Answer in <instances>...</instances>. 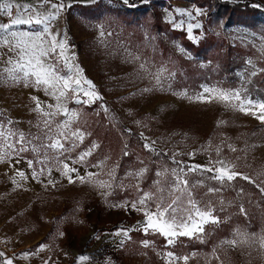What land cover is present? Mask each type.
<instances>
[{
  "label": "rangeland",
  "instance_id": "rangeland-1",
  "mask_svg": "<svg viewBox=\"0 0 264 264\" xmlns=\"http://www.w3.org/2000/svg\"><path fill=\"white\" fill-rule=\"evenodd\" d=\"M250 1L261 6L259 14L248 17L250 20L247 22L228 25L226 17L219 15L215 11L214 2L209 0H148L147 7H142L148 12L141 14L138 19L129 12L135 7L124 5L121 0H97L96 3H89L88 0H65L66 3H71L72 7L65 10L61 19L55 23V29L66 32L69 53L75 57L74 63L83 69V75L94 83L103 97L102 101L91 105L106 106L111 110V119H118L126 130L131 129V132L137 133L139 137L140 133H143L149 138V142H157L155 147L158 150L169 155L173 152L182 153L177 159L189 165L207 164L210 159L216 158L215 149L220 146L223 148L221 155L227 161L235 163L238 171L251 176L259 183L264 180V175L258 177V173H264V125L253 116L225 108L216 101L203 103L183 98L181 92L187 90L188 95L194 97L200 93L202 85L224 88L234 86L205 83L192 86L193 83L189 82L188 78L189 73L193 72L189 69L194 64L183 67L182 59L193 60L194 57L179 38L168 35L170 31H177L189 39L186 25L196 22L177 15L175 9L193 12L196 8L203 9L206 15L197 18L202 28L194 29L193 35L197 36V40L191 41L198 43L204 36L215 35L221 40H227L231 46L249 48L245 64L236 72L239 80L235 81V87H240L242 80L238 73L251 68L246 61L251 59L257 69L264 68V53L261 51L264 45V40L261 39V36H264V0ZM169 13L172 15L169 16ZM173 17L176 21L184 20L185 28L174 27L173 23L169 22ZM0 19L7 20V17ZM98 25L102 27L98 28ZM157 25H160V28ZM21 27L39 30L38 27ZM101 30L113 35L105 36L101 42ZM146 34L155 37L151 44L145 39ZM121 46L138 51L156 66L166 65L175 73L171 80L172 89L141 94L140 90L149 86V81L139 78L134 72L135 66L124 61L119 54ZM178 47L186 50V54L178 51ZM207 63L201 61L200 65ZM253 80L254 77L247 85L249 92L253 97L262 99V94L258 95L251 89ZM32 95L48 100L42 92L31 88L0 84V108L12 119L20 121L17 126L25 131L29 128L27 121H35V115L30 112V108L34 107L30 100ZM69 107L80 111L77 126L87 132L83 125L88 121V113L83 112L80 105L69 103ZM136 121L140 123L137 124ZM222 121L226 123H220ZM86 139L77 151L92 142L100 144V140L86 143ZM222 142L230 143L238 150L244 151L233 153ZM114 144L106 147L104 153H95L96 150L88 157V164L77 167L80 168L81 175H86L87 172L100 173L98 178L101 180H108L107 171L115 168L117 177L123 180L125 188L129 189L130 181L125 173L134 169L130 163L123 166L119 161L113 160L117 154V143ZM191 152H195L192 157L187 155ZM237 156L240 157L239 160L236 159ZM99 161H104L102 167H90ZM15 167L24 169L26 174L29 171L23 162ZM14 171L9 163H0V240L6 241L0 243V250L8 255L19 256L25 251L35 249L41 243H46L49 248L40 255L44 258L51 257L50 264H74V259L80 254L109 256L111 264H164L157 253L171 249L159 247L153 239L146 238L154 241L149 248L128 254L124 244L130 239L112 235L121 225L130 228L144 219L142 213L130 207L112 206L136 200L138 193L131 195L130 192L115 190L112 195L104 197L101 195L103 190L78 181L69 184L56 171H53L52 177H48L59 181L55 187L45 186L32 180L30 176L27 181H21V187H17L10 179ZM193 178L198 177L193 175ZM43 179L44 177H41V180ZM136 183V180H131L133 187ZM152 184L145 190L151 189ZM208 184L214 185L213 181H208ZM200 190L199 193H202ZM223 197L230 201L229 196L223 194ZM59 232H63L64 236H59ZM97 234L99 239H95ZM230 235L221 241L231 238L232 233ZM121 239H124V243L118 247L117 243ZM221 241L209 246L198 241L200 248L178 249L176 252L181 255L196 253L188 264H219L210 254ZM217 255L223 264H264V251H261L258 245H240L237 249L224 245L217 249ZM16 264H43V261L30 258L19 260Z\"/></svg>",
  "mask_w": 264,
  "mask_h": 264
},
{
  "label": "snow or ice",
  "instance_id": "snow-or-ice-1",
  "mask_svg": "<svg viewBox=\"0 0 264 264\" xmlns=\"http://www.w3.org/2000/svg\"><path fill=\"white\" fill-rule=\"evenodd\" d=\"M88 2L96 3L97 0H88ZM121 2L129 7H136L134 4H129V0H121ZM143 2L148 3V0ZM71 7L72 4L66 3L65 0H0V17H7V20L0 19V84L31 88L42 92L48 98V100H42L36 95L30 97L34 104L30 112L35 115V121H27L29 125L27 131L17 126L20 121L6 116L4 111L0 110V163H9L15 169L10 179L17 187H21V181H27L29 176L45 186L55 187L59 181L48 177H52L53 171H56L69 184L77 181L81 184H90L103 190L101 195L107 197L115 190H126L123 180L117 177L115 168L107 171L108 180H101L98 178L100 173L87 172L86 175H81L80 168L77 167V165L88 164V157H91L100 145L92 142L77 151L90 133L77 126L80 111L70 108L69 103L82 107L102 101L103 97L94 83L83 75V69L74 63L75 57L74 54L69 53L66 32L62 33L55 29V23L61 19L65 10ZM251 7L261 6L253 4ZM174 11L179 16L196 21L186 25L188 38L196 41L197 36L193 35V31L202 28L197 18L206 15V12L200 8L194 9V12L187 9ZM169 22L176 28H185L184 20L176 21L173 17ZM21 26L38 27L39 30L24 29ZM112 35L113 33H106L103 30L99 32L101 42L105 36ZM145 39L151 44L155 37L146 34ZM261 39L264 40V36H261ZM121 49L119 54L126 63L135 66V74L149 81V86L140 90L141 94L172 89L171 80L175 73L166 65L156 66L141 53L127 46H121ZM178 51L186 54L183 48L178 47ZM261 51L264 53V45ZM246 64L251 68L238 73L242 80L240 87L202 85L200 93L194 97L189 96L187 90L180 95L203 103L216 101L223 104L225 108L251 115L264 125V99L253 97L247 87L251 78L257 76L259 72H264V68L257 69L251 59L246 61ZM173 94L176 93L173 92ZM100 108L107 116L109 109L104 105H100ZM136 123L139 124L140 121ZM126 131L131 132V129ZM140 138L145 141L143 144L145 150L157 157H169L174 166H162L156 170V179L153 180L152 188L149 190L140 187V181L148 172L147 166L125 173L130 181L129 187H133L131 180L137 181L134 187L138 198L125 201L123 205L112 206L130 207L142 213L144 219L130 228L121 225L112 234L116 237L130 239L129 232L141 231L145 235L158 234L163 237L165 248H175L178 243H182L180 240L182 237L197 240L203 244L211 235L210 231H206L205 226L218 227L227 219H222L215 214L225 211L227 206L233 203L223 197V192L232 188L236 192L237 199H243L247 195L242 187H234L235 181L240 179L255 185L264 196V180L257 183L251 176L238 171L235 163L227 161L221 155L223 148L220 146L215 149L216 158L210 159L207 164L189 165L177 159L182 153L173 152L169 155L155 147L157 143L155 140L149 142V138L143 133H140ZM225 146L233 153L244 151V149L238 150L230 143H225ZM25 154H30L31 158ZM123 155H130L127 145ZM187 155L192 157L195 152L187 153ZM236 159L239 160L240 157L237 156ZM22 162L29 170L27 174L24 169L15 167ZM140 163L143 165V161ZM103 165L104 161H99L97 164H91L90 167L97 168ZM193 175L198 178H193ZM261 175L264 173H258V177ZM41 177L44 179L41 180ZM208 181H213L215 184L209 185ZM199 189H204L202 195ZM213 197L216 199L214 200ZM238 207L240 213L247 216L243 203H240ZM59 236L63 237L64 233L59 232ZM99 238L97 234L95 239ZM0 243H6V241L0 240ZM123 243L124 239H121L117 246H122ZM153 243L154 241L147 239L141 241L144 248H149ZM224 245L232 249H237L240 245H258L259 249L264 251V233H249L243 229H235L231 238L222 240L212 249L210 255L219 264H223V261L217 255V249ZM48 248V244L41 243L35 249L25 251L19 256L8 255L0 250V264H16L19 260L30 258H39L43 264H50L51 257L44 258L40 255ZM157 254L161 256L164 264H188V261L196 255V253L181 255L173 250ZM74 264H111V257L80 254L74 259Z\"/></svg>",
  "mask_w": 264,
  "mask_h": 264
},
{
  "label": "trees",
  "instance_id": "trees-1",
  "mask_svg": "<svg viewBox=\"0 0 264 264\" xmlns=\"http://www.w3.org/2000/svg\"><path fill=\"white\" fill-rule=\"evenodd\" d=\"M209 1L214 2L215 11L219 15H224L226 17L228 25L247 22L250 20L248 17L258 15L261 11L260 7H251L253 4L250 0H243V2L232 0ZM129 4L136 5V7L130 9L129 12L137 19L141 14L148 12L145 8L142 9L144 6L147 7L146 3H143V0H132ZM157 27L160 28V25H157ZM168 35L173 38H179L186 50L197 60L182 59L183 67L194 64L192 65L193 69H189L193 72L189 73L190 78H188L189 82L191 81V83H193L192 86L196 87L201 83L236 86L235 81L239 80L236 72L240 66L245 64L248 47L231 46L227 40H221L215 35L204 36L198 43L185 38L182 33L177 31H170ZM201 61H206L208 63L200 65ZM184 71H186V69ZM178 75L180 76V74ZM250 85L251 89L255 90L258 95L262 94V99H264V72L258 73ZM0 110H2V108H0ZM82 110L88 113V121L85 126L83 125L84 129L90 133L86 139V143H91L93 140H100V147L95 153H104L106 147L110 144L117 143V154L114 156L113 160L119 161L123 166L130 163L133 169L147 166L148 172L145 173L140 184L142 189L145 190L149 188L153 180L156 179L155 171L160 167L174 166L169 157H157L145 150L143 148L144 143L137 133L126 131V128L115 117L111 119L110 109L107 116L100 107H95L94 105H84L82 106ZM4 113L8 116L6 112ZM125 145H127V150L130 153L128 156L123 155ZM25 155L31 158L30 154ZM140 161H143V165H141ZM213 183L215 184V182ZM234 187H242L247 195L243 199H237L236 192L233 191L232 188L223 192V194L229 196V200L233 201V203L227 206L225 211L215 213L222 219L227 218L224 223H221L218 227L212 225L205 226L206 231L211 232V235L207 237L206 243L208 246L216 241H221V239L225 237H230V234L237 228L243 229L249 233H264V196L260 194L255 185L244 180L238 179L235 181ZM122 192H130L131 195L134 193L137 194L135 187H130ZM200 192L203 193L201 190ZM202 193L200 194L202 195ZM240 203H243L247 211V216L240 213L238 207ZM146 238L153 239L159 247L165 246L164 238L158 234L145 235L141 231H131L130 240L126 241L124 244V247H127L126 251L128 254H135L137 251L144 249L141 245V241ZM180 240L182 243H178L175 248L169 249L176 252L178 249L191 250L200 248L201 246L197 240H189L186 237H182Z\"/></svg>",
  "mask_w": 264,
  "mask_h": 264
}]
</instances>
